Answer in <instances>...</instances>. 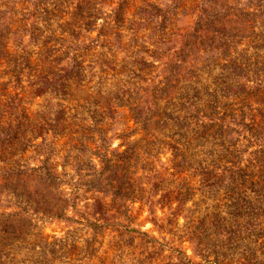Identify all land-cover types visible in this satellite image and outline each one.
I'll return each instance as SVG.
<instances>
[{
    "label": "trees",
    "instance_id": "trees-1",
    "mask_svg": "<svg viewBox=\"0 0 264 264\" xmlns=\"http://www.w3.org/2000/svg\"><path fill=\"white\" fill-rule=\"evenodd\" d=\"M128 1L102 23L54 22L60 7L42 0L0 4V264L85 261L146 221L178 228L219 199L243 215L261 193L264 27L248 0H200L176 35L175 3L141 0L126 16Z\"/></svg>",
    "mask_w": 264,
    "mask_h": 264
},
{
    "label": "rangeland",
    "instance_id": "rangeland-1",
    "mask_svg": "<svg viewBox=\"0 0 264 264\" xmlns=\"http://www.w3.org/2000/svg\"><path fill=\"white\" fill-rule=\"evenodd\" d=\"M19 1L22 0H17V2ZM117 1L42 0L48 7L52 5L60 7L61 12L49 16V19L54 22L93 20V15L88 14L95 13L98 23H102L107 18L106 14L116 7ZM148 1L155 3L162 10L170 4H176L175 15L169 14V19L165 22V26H172L169 32L174 35L182 33L192 25L200 2V0ZM6 3L8 0H0V4ZM248 4L250 10L253 11V16L250 19L254 20L256 26L264 27V0H248ZM140 5L141 0H129L126 5V16L140 12L137 10ZM77 6L83 9V13L72 14ZM111 19L109 17L106 20L110 22ZM160 21L157 18L153 23L160 24ZM152 27L149 28L147 34H151ZM260 31L264 35V29L256 30L255 34H259ZM117 144L118 140H114L113 145ZM251 188L260 190L261 193L252 192L249 194L245 203L248 209L243 215L239 214L237 210H230L232 212L228 213L226 209L227 205L238 204L241 203L240 201L219 199L216 201L219 207L214 216L204 213L199 218L180 216L179 227H168L169 230H159L152 223L146 221L139 228L140 232L124 233L118 248L112 249L103 245L97 252V257L85 261L65 259V262L59 264H264V180L261 184L250 186ZM146 215L144 212L140 220H144ZM157 215L162 217L160 211L157 212ZM169 219L171 222L175 221L174 218ZM211 222H216L217 227H212ZM195 223L199 226H196ZM184 224L186 226L182 227ZM42 228L44 234L57 237L64 234L62 224L56 222H46L42 224ZM193 236L203 237L207 243L197 245L190 239ZM16 246L17 259L22 260L26 250L21 247L22 243ZM204 250L211 253L212 251L219 252L222 256L216 261L213 255L209 259H204L202 257Z\"/></svg>",
    "mask_w": 264,
    "mask_h": 264
}]
</instances>
